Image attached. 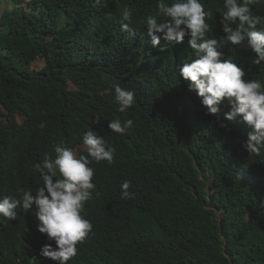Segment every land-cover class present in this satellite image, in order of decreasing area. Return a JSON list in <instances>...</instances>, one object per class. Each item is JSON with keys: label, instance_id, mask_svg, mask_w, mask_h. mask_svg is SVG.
<instances>
[{"label": "trees", "instance_id": "16d2710c", "mask_svg": "<svg viewBox=\"0 0 264 264\" xmlns=\"http://www.w3.org/2000/svg\"><path fill=\"white\" fill-rule=\"evenodd\" d=\"M104 2L115 9L100 13L96 0H8L12 8L3 9L0 191L36 193L42 180L34 165L45 153L55 157L56 145L87 155L81 147L91 130L116 149L115 162L90 165L96 189L82 215L94 228L77 264H264V155L243 147L253 129L242 118L226 120L227 103L206 115L179 76L178 66L194 59L187 42L150 59L142 73L130 70L139 68V38L121 30L120 13L127 6L133 20L155 15L158 0ZM200 2L214 13L211 38L224 0ZM222 51L246 79L264 82V62L254 65L249 50ZM116 84L135 93L125 113ZM117 118L134 121L125 135L108 127ZM126 181L134 199L122 198ZM31 242L28 215L0 220V264L30 263Z\"/></svg>", "mask_w": 264, "mask_h": 264}, {"label": "clouds", "instance_id": "9594fccd", "mask_svg": "<svg viewBox=\"0 0 264 264\" xmlns=\"http://www.w3.org/2000/svg\"><path fill=\"white\" fill-rule=\"evenodd\" d=\"M96 3H101L96 7L100 13L106 8L115 9L104 0ZM153 10L152 5L149 12ZM219 11L218 24L222 27L209 38L213 27L208 21L214 18V13L200 0H173L171 4L158 0L155 15L149 13L136 20L133 10L125 6L120 13L121 30L139 38L136 42L139 68L130 65L129 68L142 73L150 59L155 64L168 52L181 51L187 42L194 59L178 66L180 78L189 82V91L197 95L206 115H218L221 105L227 103L230 111L225 113V119L235 122L242 118V124L253 129L243 147L250 156L264 155V82L246 79L248 72L233 59H225L222 51L228 46L237 49L242 46L250 51L245 52L253 58L252 63L262 67L264 0H224ZM114 88L119 111L125 113L135 105V93L120 84ZM133 123L131 119L122 122L117 118L108 127L125 135ZM221 127L228 126L221 123ZM83 147L87 155H78L62 145L55 146V157L45 153L43 162L34 165L42 180L36 193L17 187L0 191L1 221L9 224L25 215L30 217L31 248H35V253L26 264H71L73 260L77 264L88 256L94 225L82 213L96 189L95 169L90 165L104 161L113 164L116 149L109 148L105 139L91 130L83 136ZM121 187L123 199L135 198L129 191L130 181ZM20 253L21 248H16L15 256Z\"/></svg>", "mask_w": 264, "mask_h": 264}, {"label": "rangeland", "instance_id": "374dc122", "mask_svg": "<svg viewBox=\"0 0 264 264\" xmlns=\"http://www.w3.org/2000/svg\"><path fill=\"white\" fill-rule=\"evenodd\" d=\"M29 1V0H28ZM8 2V0H2V1H0V16H1V13L3 12V9L4 8H7V9H10V8H12V5L10 4V3H7ZM25 2H27V1H25ZM25 2H22V3H20V5L21 6H23V7H25V8H27V5L25 4ZM40 62V63H39ZM37 61L36 63H37V65H39V66H43L44 64L41 62V61ZM80 147L78 146L76 149H74L76 152H78V149H79ZM82 148V150L83 151H86V149L84 148V147H81Z\"/></svg>", "mask_w": 264, "mask_h": 264}]
</instances>
